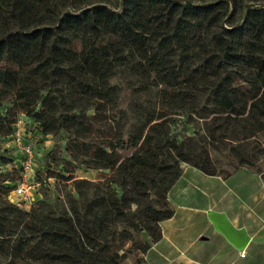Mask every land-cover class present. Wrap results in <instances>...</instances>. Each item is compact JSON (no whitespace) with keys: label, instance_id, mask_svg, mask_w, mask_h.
I'll return each instance as SVG.
<instances>
[{"label":"trees","instance_id":"1","mask_svg":"<svg viewBox=\"0 0 264 264\" xmlns=\"http://www.w3.org/2000/svg\"><path fill=\"white\" fill-rule=\"evenodd\" d=\"M119 71L130 77L127 112L110 82ZM180 113L203 127L173 136L171 117ZM19 114L31 122L24 141L65 133L72 161L109 175L78 180L81 203L34 214L7 202L20 169L0 156V171L15 175L0 182L8 183L0 256L121 264L134 254L133 264H146L160 223L174 214L168 193L180 163L222 179L252 169L264 181L256 168L264 157V0H0V135L8 141ZM210 151H226L233 171L218 169ZM50 170L47 181L60 177Z\"/></svg>","mask_w":264,"mask_h":264},{"label":"rangeland","instance_id":"2","mask_svg":"<svg viewBox=\"0 0 264 264\" xmlns=\"http://www.w3.org/2000/svg\"><path fill=\"white\" fill-rule=\"evenodd\" d=\"M136 33L138 34V32ZM128 80H130V77L122 71H119L110 80L113 85L120 88L121 92L118 97L117 106L118 110H122L124 112H127V107L130 102V89ZM114 115L116 119L120 118V113H117V109L114 111ZM193 118H189V114L186 113L173 115L171 117L173 120L171 134L173 136L177 135V137L182 138L192 136L196 130H199L203 127L202 120L196 119L195 117ZM28 123H31L28 117L23 114L18 115L16 121L18 126L22 127ZM34 139L36 142L37 151L39 152V154L37 153L38 157L35 160L34 173L36 178L43 181L45 180L46 182L41 183L40 187L35 188L38 194H40L38 202H42V204L35 202L30 206L22 205L21 207H18L22 211L30 212L31 210H34V214H37L42 210L44 212L51 211L54 213H58L64 209L67 210L72 202L81 203L83 201L76 184L78 180H87L93 183H99L109 175L108 171L87 169L72 161L68 154L64 151V148L67 144V135L65 133L52 135L48 138H45L43 141H41L38 136H35ZM257 140L264 148V133L258 135ZM49 151L50 153L52 152V155L46 157ZM9 155L15 158V164L18 165L20 154L16 152V149L13 148V145L7 140L6 136L0 135V156L4 157ZM210 157L218 169L228 172L233 171L229 165L232 159L227 155L226 151H222L220 153L210 151ZM53 159H55L57 162L53 161ZM180 167L183 171L184 169L191 166L182 162L180 163ZM53 168H55L58 176L60 177L47 181V177L49 176L50 172H52L50 169ZM256 168L264 173V157L256 162ZM10 169L11 167H6L3 173L0 171V182L5 178L6 180L15 178L14 173ZM243 174L244 173L237 174L232 179L223 181L215 177H207L193 168L186 170L184 175L178 178L168 193V196L172 202L171 204L173 210L174 212L176 211L177 218H184L186 216V212L188 213L190 210L189 207L192 201V195L196 193H201L206 190V192H212V194L215 193L217 195L223 193L224 196L227 195L231 198L234 197L232 193H234L235 190L241 186V184L246 186L247 190L262 189L264 181L258 174L255 173L254 170L249 169V171H247V177H244ZM5 186H8L6 181L0 183V198H4V200L7 201V197L3 196ZM187 192L189 195L186 196ZM91 204L93 206L96 205V200H92ZM199 212H201V210L198 208L194 213ZM142 239H147V237L143 235ZM167 259L169 260L170 258ZM133 262L134 254L129 255L121 264H133ZM0 264L37 263L31 261L13 262L0 256ZM235 264H264V252L262 251V246L256 248V250L254 249V251L248 250L246 258L237 261Z\"/></svg>","mask_w":264,"mask_h":264},{"label":"crops","instance_id":"3","mask_svg":"<svg viewBox=\"0 0 264 264\" xmlns=\"http://www.w3.org/2000/svg\"><path fill=\"white\" fill-rule=\"evenodd\" d=\"M191 168L184 169L180 177ZM247 171L249 169L241 168L231 173L227 179L201 173L207 177L227 181L241 173L247 177ZM187 195H189L188 192ZM220 195L206 192V190L196 193L192 195L190 210L188 213L186 212L184 218H177L175 211L171 218L162 221L160 223L161 239L157 243L151 244L144 255L145 263L235 264L237 261L246 258L248 250L254 251V249L262 246L264 252V182L262 189L247 190L246 186L241 184L232 193L234 197L230 198L227 195L225 197L223 193ZM168 200L172 207L169 196ZM198 208L201 212L194 213ZM209 212L225 214L235 228H242L246 231L249 241L241 250L244 252L243 257L239 256L240 250H237L222 234L215 230L208 219Z\"/></svg>","mask_w":264,"mask_h":264},{"label":"built area","instance_id":"4","mask_svg":"<svg viewBox=\"0 0 264 264\" xmlns=\"http://www.w3.org/2000/svg\"><path fill=\"white\" fill-rule=\"evenodd\" d=\"M10 143L20 154L18 164L20 174L15 189L9 196V202L19 207L22 205L30 206L36 199L40 198V194L35 190L36 187H40V183L35 179L34 173L35 160L39 152L32 141H24V130L20 126H17ZM239 256L243 257L244 252L241 251Z\"/></svg>","mask_w":264,"mask_h":264},{"label":"water","instance_id":"5","mask_svg":"<svg viewBox=\"0 0 264 264\" xmlns=\"http://www.w3.org/2000/svg\"><path fill=\"white\" fill-rule=\"evenodd\" d=\"M209 221L215 230L222 234L225 239L237 250H243L249 241V237L244 229L235 228L223 213L209 212Z\"/></svg>","mask_w":264,"mask_h":264}]
</instances>
